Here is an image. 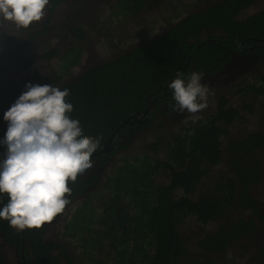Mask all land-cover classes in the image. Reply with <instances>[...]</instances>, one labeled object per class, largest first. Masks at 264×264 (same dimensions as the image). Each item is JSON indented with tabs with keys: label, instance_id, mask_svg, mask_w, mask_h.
<instances>
[{
	"label": "trees",
	"instance_id": "1",
	"mask_svg": "<svg viewBox=\"0 0 264 264\" xmlns=\"http://www.w3.org/2000/svg\"><path fill=\"white\" fill-rule=\"evenodd\" d=\"M69 1L49 0L50 14ZM256 1L260 0H215L194 9L160 37L88 68L62 85L61 90L70 92L66 97L73 105L70 118L80 121L83 135L100 140L89 169L110 163L157 113L176 117L168 85L178 71L185 78L192 71L206 78L224 72L234 52L245 48L264 53V10L248 12ZM70 32L78 38L84 34L75 27ZM33 79L16 87L14 94L24 92ZM235 85L247 94L264 95V73ZM238 111L236 106L226 107L222 98L213 113L189 119L183 131L168 136L165 144L160 137L150 142L154 154L163 146V155L154 161L139 154L120 158L105 181L108 190L100 213L105 227L88 241L102 246L100 240L108 237L111 260L99 264H236L237 250L247 254L250 264H264V201L257 197L264 187V134L232 136L227 125ZM3 117L2 139L8 127ZM126 120L129 123L124 124ZM164 122L159 129L166 127ZM6 152L0 148V160ZM89 169L75 181L69 179L65 197L69 201L65 208L73 207L83 219L94 217L91 202L82 196L94 179ZM160 169L165 172L163 182H157L154 174ZM7 201L8 195L0 193V208ZM188 218L210 226L193 243H187L180 227ZM46 225L17 232L0 218L1 237L19 253L15 264H76L74 254L61 242H43ZM61 248L62 257L56 253ZM0 264H10L2 242Z\"/></svg>",
	"mask_w": 264,
	"mask_h": 264
},
{
	"label": "rangeland",
	"instance_id": "2",
	"mask_svg": "<svg viewBox=\"0 0 264 264\" xmlns=\"http://www.w3.org/2000/svg\"><path fill=\"white\" fill-rule=\"evenodd\" d=\"M213 1L215 0H143L142 3H144L141 6L135 7L137 9L128 8L126 5L128 0H70L62 4L59 13H57V16L61 17L58 20L59 26L46 32L44 31L36 40L26 45L27 47L24 49V60L28 61L33 57L37 58L36 62L30 65H23L18 62L19 64L17 65L7 67L1 75L0 111L18 99L13 97L10 83H18L25 77L38 73L43 77L39 84H52V86L57 87L62 82L83 73L88 68L118 57L128 49L148 43L151 39L160 35L171 23L185 17L192 10L209 5ZM261 3L264 5V0L257 1L250 7L252 9L262 8L259 5ZM68 18H70L69 21ZM71 24L84 32L76 40L74 35V37L70 36L71 34L68 30ZM25 34L26 30L24 28H17L11 21L0 20V51L4 48L11 49L19 42L23 43L26 40L24 38ZM49 45L55 48V55L48 60L41 59V53ZM239 61H241L240 65L244 66L245 69L236 73L234 65L238 64ZM232 64L233 67L230 66L228 73L224 76H216L212 80L205 79L203 82V84L211 87L207 107L204 108L206 113L210 111L209 109L212 107L213 102H216L221 94L229 90L227 89L230 86L229 84L249 79L253 80V78L257 77V71H253V66L249 59L238 60ZM224 79L229 81L225 85L224 90L221 91L220 89V91H217L219 90L217 87L212 89L213 84ZM233 94L231 100L237 105L240 102L241 94L238 92ZM262 112H264V107H260L253 113L251 115L252 119L238 127L236 133L247 134L255 129L264 132V117H260ZM187 115V112H179L177 117H174L163 130H157L158 127L156 129L154 124L150 127L147 126L144 130L135 133L128 146L122 148L123 151L118 153L103 169L98 170L95 166L92 173H99L94 184V187L96 186L95 189H90H94V192L89 196L93 207L99 206L100 208L98 209H102L104 205L102 203L106 199L105 195L108 188L104 187V190H102L101 184H104L106 178L119 166V160L122 156L139 153L140 155L148 156L150 162L157 158L156 155L162 156V145L155 155L153 150L141 147L143 141L150 142L152 139L160 137L162 144H165L168 136L180 129L183 131ZM190 117L193 116H189L187 121ZM160 150L162 154H159ZM164 173L162 169L154 173L157 182L166 180ZM262 188L259 189L261 193L257 197L264 201V187ZM64 218L65 216L62 217V221L65 220ZM100 219L104 220V218ZM100 219L93 220L95 225L91 223L88 227L79 228L80 232L78 234L73 232L72 235L70 231L65 232L63 230L62 234L64 232L65 237H62V234H58L60 235L58 236L55 233L59 238L65 239L69 248L73 249L76 264L108 263L111 260L108 242H105L108 239L107 236L100 240L103 243L102 246L99 243L92 245L88 242L90 238H96L98 229L105 227L100 223ZM69 221L70 216L66 222L69 223ZM180 227L188 237L187 243L196 242L210 228V226L197 225L191 218L181 223ZM56 232L61 233L60 228ZM82 246L86 247V249H82ZM230 255L232 256L233 252L230 251ZM246 255L242 250H237L234 253L236 264H250Z\"/></svg>",
	"mask_w": 264,
	"mask_h": 264
},
{
	"label": "clouds",
	"instance_id": "3",
	"mask_svg": "<svg viewBox=\"0 0 264 264\" xmlns=\"http://www.w3.org/2000/svg\"><path fill=\"white\" fill-rule=\"evenodd\" d=\"M49 0H0V20L27 29L45 15ZM204 74L192 71L187 78L177 72L169 85L175 112L195 116L207 107L211 87ZM4 113L8 127L0 141L7 148L0 160V193L8 195L0 218L18 230L41 228L63 212L69 201L68 181L93 166L91 157L100 140L83 135L80 121L70 118L73 105L68 89L49 84H26Z\"/></svg>",
	"mask_w": 264,
	"mask_h": 264
},
{
	"label": "flooded vegetation",
	"instance_id": "4",
	"mask_svg": "<svg viewBox=\"0 0 264 264\" xmlns=\"http://www.w3.org/2000/svg\"><path fill=\"white\" fill-rule=\"evenodd\" d=\"M142 1L143 0H128V3H126V5L128 6V8L130 7V8H134V9H137V8H135V7H138V6H141L143 3H142ZM262 1V0H261ZM257 2V1H256ZM255 2V3H256ZM254 3V4H255ZM253 4V5H254ZM263 3H261V4H259V5H261L262 6V8H256V9H252V7H249V11L248 12H251V13H253V12H259V11H261V10H264V5H262ZM62 4H60L59 5V7H58V9L57 10H55V12H53L52 14H50V11H49V7H48V5L46 6V9H45V15L43 16V19H41L40 21H36V22H33L32 23V25H30L27 29H29V30H27V29H25L26 30V34H25V36H24V38L26 39L23 43L22 42H19L18 44H16L15 45V47H13V48H11V49H2L1 51H0V77H1V75L5 72V69L7 68V67H10V66H13V65H17V64H19V63H22L23 65H30V64H33L34 62H36V60H37V58H31V59H29L28 61H25L24 60V54H23V52H24V49L27 47L26 45H28V44H30L31 42H33L34 40H36L44 31L46 32V31H48V30H50V29H52V28H56V27H58L59 26V22H58V20H60L61 19V17L60 16H57L58 14L57 13H59V9H60V6H61ZM256 6H258V5H256ZM189 14V13H188ZM187 14V15H188ZM187 15H185V17L187 16ZM242 16L243 15H246V13H244V14H241ZM65 17V16H64ZM185 17H183V18H185ZM66 18V17H65ZM71 18V17H70ZM70 18H68V21L70 20ZM183 18H181V19H179V20H177V21H175V22H173V23H171L169 26H167L166 28H165V30L160 34V35H158L157 37H160L162 34H164V33H166L168 30H169V28H170V26L171 25H173V24H176V23H178V22H180ZM68 26H70V25H68ZM67 26V27H68ZM71 27H74V25L73 24H71V26L68 28V30H69V32H70V28ZM76 28V27H75ZM78 29H80V28H78ZM81 30V29H80ZM32 33L34 34V37L33 38H30V36L32 35ZM70 36L72 37L73 35L75 36H73L74 37V39L76 40L78 37V35H76V34H73L72 32H70ZM157 37H155V38H157ZM154 39V38H153ZM152 40V39H151ZM150 40V41H151ZM149 41V42H150ZM148 42V43H149ZM147 43H145V44H142V45H146ZM138 46H141V45H138ZM46 48V47H45ZM52 50H54V53H52ZM130 49H128V50H126L125 52H127V51H129ZM255 49H243V52H234L233 54H232V57H231V59H230V61L229 62H227L226 64H225V71L224 72H222V73H220V74H213V75H209V76H207L206 78H204L203 80H202V83L205 81V79L207 80V79H213V78H215L216 76H219V77H221V76H224L225 74H227L228 73V71H229V67L230 66H232L233 67V64L232 63H234L235 61H238V60H248L249 59V62L252 64V69H253V71L254 72H256L257 71V73H256V76H258V74H260V73H264V53L263 52H259L258 53V51H254ZM124 52V53H125ZM55 53H56V50H55V48L52 46V45H49L42 53H41V56H40V58L41 59H44V60H48V59H50L51 57H53L54 55H55ZM8 54H12V56H11V58L9 59L8 57H6V55H8ZM12 59V60H11ZM19 62V63H18ZM241 64V61H239V63L237 64H235L234 66H235V71H236V73L239 71V72H242L244 69H245V67L244 66H241L240 65ZM80 75V74H79ZM78 76V75H77ZM34 77H38V80L36 81V79L34 78ZM76 77V76H75ZM34 78V79H33ZM42 78L43 77H41V74H34V75H31V76H28V77H25L23 80H21V81H19L18 83H15V84H13V83H10V85H11V88H12V94H13V97L14 98H18L21 94H19V95H16V94H14V91L16 90V87H18V86H21V85H23L24 83H26L28 80H32L33 79V81H34V83L33 84H37V83H40L41 82V80H42ZM74 78V77H73ZM73 78H71V79H73ZM71 79H69V80H66V81H64V82H62L61 84H59L57 87L58 88H61L62 87V85L63 84H65L66 82H68V81H70ZM255 78H253V80H254ZM248 81H252V79H249V80H244V81H242V82H237V83H244V82H248ZM229 81L228 80H222V81H220V82H218V83H215V84H213V86H212V89L213 88H215V87H217V89H219V90H217V91H220V89H221V91L222 90H224V87H225V85H227V83H228ZM234 84H236V83H231V84H229L230 86H228V88L227 89H229L227 92H225V93H223V94H221L220 95V97L218 98V100L216 101V102H213V105H212V107L209 109L210 111L208 112V113H206V111H205V109L202 111V112H200V113H197V114H195V116L194 117H190L189 119H191V118H193V119H199V118H201V117H203V116H208V115H210L211 113H213L215 110H216V105L218 104V102L223 98V99H225V103H226V107H229V106H236V107H238V113L236 114V117L234 116V119L232 120V122H230L227 126H228V129H229V131H230V134L232 135V136H238V137H240V136H243V135H247V134H249V133H251V132H258V131H260V132H262L263 134H264V132L262 131V130H258V129H255V130H252V131H250V132H248L247 134H238V133H236V131H238V130H236V129H238V127H240L242 124H244V122H246V121H249V120H251L252 119V114L253 113H255L260 107H264V95H258V94H255V93H252V94H247V92H245V90H244V88L243 87H240V86H237L236 87V85L234 86ZM26 91V90H25ZM236 92H238V93H240L241 94V96H240V102L236 105L234 102H232V100H231V97H233V93H236ZM213 100V99H212ZM13 104V103H12ZM12 104H10L8 107H6L4 110H2V111H0V118L3 116V114L7 111V110H9V108L12 106ZM151 108V106L149 107V109ZM179 113V112H178ZM178 113H176V117H177V114ZM186 113V112H185ZM249 114V115H248ZM262 115L260 116L261 118L262 117H264V112H262L261 113ZM136 115H132L130 118H133V117H135ZM173 118L174 117H172V118H170V119H168V118H166L165 116H164V114L163 113H157L154 117H152L151 119H149V123L144 127V128H142V129H137V131L135 132V133H138L140 130H144L147 126H152L153 124H154V126H155V128L157 129V127H158V129L157 130H163L164 128H166V127H164V128H161V129H159L160 127H161V124L165 121V120H169V121H167V122H164V123H170V121L171 120H173ZM188 119V120H189ZM128 120H126L125 122H127ZM124 122V124H127V123H129V121L127 122V123H125ZM187 122V121H186ZM185 122V123H186ZM184 123V125L183 126H185L186 124ZM167 126V125H166ZM181 131V130H180ZM180 131H177L176 133H179ZM176 133H173V134H176ZM115 135V133H113V135H112V137ZM231 136V137H232ZM132 137H134V135L132 136ZM131 137V138H132ZM125 138H127V136L125 137ZM124 138V139H125ZM129 139V142L132 140V139ZM159 138V137H158ZM158 138H155V139H152L150 142H154L155 140H157ZM123 139V141H125ZM3 139L2 138H0V141H2ZM146 140V139H145ZM162 141V140H161ZM128 142V143H129ZM149 141H146V142H144L143 141V144H142V146L141 147H143V149H151V150H153V148L151 147H148V145H149V143H150ZM108 144H110V140L106 143V145H108ZM128 145V144H127ZM127 147V146H126ZM0 148H2V149H7L6 148V146L5 145H3V144H0ZM161 148V145L159 146V149ZM158 149V150H159ZM158 150H156V154H157V151ZM162 150V149H161ZM161 150H160V153L159 154H162L161 153ZM121 151H123V149L121 150ZM136 154H139V153H136ZM136 154H133V155H136ZM155 154V155H156ZM140 155V154H139ZM128 156V155H127ZM141 157H146L148 160H149V157H147L146 155H140ZM157 157L159 156V155H156ZM161 156V155H160ZM150 161V160H149ZM96 167H97V169L99 170V169H103L104 168V166H102V167H99L98 165H95ZM94 166V167H95ZM93 167V168H94ZM89 169V175H91V176H93L94 177V179H93V181H92V183H91V185L88 187V188H86L85 189V192H84V194L82 195V196H84V197H87V199H89V201L91 202V204H90V207H92L91 209L92 210H94V217L92 216V218L90 217L89 219H86L85 217H84V219H83V217H81V218H79V214H77V212L74 210L73 211V207H70V206H68V207H66L64 210H63V212H61L56 218H54L51 222H46L45 224H47L46 225V228H45V231L42 233V239H43V242H45V243H48L49 241H58V242H61L63 245H65L66 247H67V249H68V251L69 252H72V253H74L73 252V249L72 248H69V245L68 244H66V241H65V239H62V238H59L58 236H60V235H58V234H62V231L64 230L65 232L67 231V232H69L70 231V234H72L73 235V232H75V233H79L80 232V230H79V228H82V227H88L91 223L93 224V225H95V223H94V221L93 220H95V219H100L101 217L100 216H102L100 213L103 211V209H104V207H105V204L103 205V207H102V209H98V208H100L99 206H97V207H93V205H92V200H91V198L89 197L90 196V194H92L93 192H94V189H95V187H94V184H95V181H96V179H97V176H98V173L99 172H94V173H92V171L94 170V169ZM114 172V171H113ZM112 172V173H113ZM92 173V174H91ZM107 179V178H106ZM168 180V179H167ZM101 186H102V190H104V187H105V182H104V184H101ZM92 188H94L93 190H90V189H92ZM101 195V194H100ZM105 197V196H104ZM106 200V199H105ZM123 202H125V201H123ZM103 204V203H102ZM121 207H123V208H125L124 207V203L121 205ZM65 216V220H63L62 221V217H64ZM70 216V221H69V223H67L66 222V220H67V218ZM104 218V217H103ZM105 219V218H104ZM101 220V224H102V221H103V219H100ZM63 222H64V224H63ZM66 223V224H65ZM58 228H60V231H61V233H58V232H56V231H58ZM57 229V230H56ZM92 229V228H91ZM93 231H94V229H92ZM16 231L17 232H21L22 230H18V229H16ZM58 235H56V234ZM62 237H65L64 236V232H63V234H62ZM25 238V234L23 235V239ZM0 242H2L3 244H4V252H5V255L7 256V259H8V262L10 263V264H12V263H17L18 261H19V253H18V251H17V249L15 248V247H12V246H10V245H7L6 244V242L4 241V239L1 237V234H0ZM57 252H59V254L61 255V257L62 256H64L63 255V250H62V248L61 249H58L57 251H56V253Z\"/></svg>",
	"mask_w": 264,
	"mask_h": 264
},
{
	"label": "water",
	"instance_id": "5",
	"mask_svg": "<svg viewBox=\"0 0 264 264\" xmlns=\"http://www.w3.org/2000/svg\"><path fill=\"white\" fill-rule=\"evenodd\" d=\"M128 122V121H127ZM127 122H125V123H127Z\"/></svg>",
	"mask_w": 264,
	"mask_h": 264
},
{
	"label": "bare ground",
	"instance_id": "6",
	"mask_svg": "<svg viewBox=\"0 0 264 264\" xmlns=\"http://www.w3.org/2000/svg\"><path fill=\"white\" fill-rule=\"evenodd\" d=\"M15 75V74H14Z\"/></svg>",
	"mask_w": 264,
	"mask_h": 264
}]
</instances>
